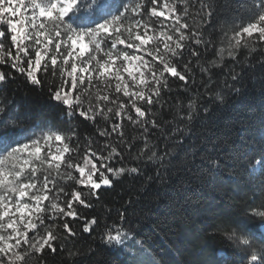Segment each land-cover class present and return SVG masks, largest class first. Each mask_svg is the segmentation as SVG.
I'll list each match as a JSON object with an SVG mask.
<instances>
[{"label":"snow or ice","instance_id":"snow-or-ice-1","mask_svg":"<svg viewBox=\"0 0 264 264\" xmlns=\"http://www.w3.org/2000/svg\"><path fill=\"white\" fill-rule=\"evenodd\" d=\"M94 3L89 14L73 18L82 11V0H0V65L14 69V73L0 70V88L19 74L25 83L47 89L65 117L63 127L44 125L37 134L25 118L10 116L7 106L0 104V264H32L33 260L44 264L45 249L56 253L61 244L72 245L70 256L78 254L73 249L77 237H83L67 219H81L73 205L91 209L99 202L102 187H113L116 178L129 172L140 174L137 166L112 163L134 145L112 146L109 138L115 133L123 143L124 121L139 125L145 133L158 128L151 113L163 109L161 100L170 91V78H178L187 89L193 72L211 83L217 75L213 69L228 67V76L235 82L241 79L235 72L237 65L264 66V0H252L250 20L230 29L231 34L226 31L218 49L214 31L203 27L212 23L213 0H203L197 9L200 29L188 22L187 0H182L184 6L179 10L168 0L163 4L160 0ZM209 49L218 59L204 56ZM257 52L253 60L251 54ZM225 55L228 64L223 63ZM231 91L239 94L241 88L233 85ZM185 98L189 102L178 108L184 112L179 117L183 127L170 134L175 144L163 154L150 151L148 161L162 166L166 158L169 166L181 163L176 148L192 131L194 119L209 112L206 106L198 108L195 99ZM214 99L225 102L222 92H216ZM85 122L93 130L104 123L96 132L97 140L74 126ZM144 139L141 156L147 150L148 137ZM211 139L208 153L200 152L198 157L196 151L192 153L193 163L199 158L207 167L191 170L189 184L235 179L225 160L210 154L218 145H227V140L219 134ZM252 164L264 170V155ZM63 180L72 182L68 190L60 183ZM126 211L119 213L121 221ZM84 219L82 232L90 238L99 220L95 216ZM212 227L230 242L241 264H264V182L258 195L253 192L251 203L216 216ZM132 237L130 227L113 230L105 226L101 233L105 244L127 248L129 256L135 257L145 250L140 241L130 248L126 241ZM152 264H156L154 258Z\"/></svg>","mask_w":264,"mask_h":264},{"label":"trees","instance_id":"trees-1","mask_svg":"<svg viewBox=\"0 0 264 264\" xmlns=\"http://www.w3.org/2000/svg\"><path fill=\"white\" fill-rule=\"evenodd\" d=\"M142 2L147 4L148 0ZM163 2L160 0V4ZM168 2H175L178 10L184 6L182 0ZM202 2L187 0L190 11L187 19L196 29L202 27L201 17L197 14ZM213 3L212 23L203 27L214 31L218 49L222 46L219 42L224 39L225 32L246 24L253 15V8L252 0H213ZM94 6V0H82V11L74 15H87ZM212 51L209 49L204 56L218 59V55L212 56ZM257 55L258 52L252 53V59ZM228 62L229 58L225 55L223 63ZM0 70L14 73V69L8 65H0ZM213 71L217 75L211 83L193 72L192 82L187 89L178 78H170V91L164 93L161 100L163 109L151 113V117L157 120L158 128H150L145 133L139 125L124 121L123 143L115 133L109 138L112 146L120 145L123 148L129 142L134 145L132 151L125 149L122 158H114L112 163L125 168L137 166L141 169L140 174L129 172L116 178L113 187H102L100 200L94 202L91 209L74 204L73 208L81 219H67L70 226L83 237H77L76 248L73 249L78 250V254L70 256L68 249L72 245L61 244L56 253H48L45 249L44 264H128L129 254L111 250L101 239L105 226L113 230L130 227L133 233L131 241H140L156 264H241L240 256L230 242L213 232L212 226L216 216L233 209L238 211L246 202L251 203L253 192L256 191L258 195L259 185L264 182V170L252 164L255 158L264 155V66L260 63L237 65L235 72L240 74L241 79L235 82L228 76V67ZM233 85L241 88L239 94L231 91ZM216 92H222L225 96L224 103L215 101ZM186 96L195 99L198 108L206 106L209 112L194 119L192 131L183 137V145L176 148L181 163L169 166L167 158L163 166L158 161H148L150 151L163 154L175 144V137L170 134L175 128L183 127L179 117L184 112L178 111V108L189 102ZM0 104L7 106L6 111L10 116L18 114L25 118L37 134L44 125L63 127L64 113L61 106L50 98L48 90L25 83L19 74H16L13 82L0 88ZM74 126L95 141L96 132L104 127V123L97 125L95 130L87 122ZM216 134L228 143L218 145L210 154L224 159L235 179L225 177L215 184H189L191 170L207 167L199 158L193 163L192 153L196 151L197 157L200 152L208 153L211 137ZM145 136L148 137L147 150L141 156ZM225 152H228L227 156ZM157 172L161 173V177H157ZM60 183L68 190L72 182L63 180ZM88 199L92 198L89 196ZM125 210V220L121 221L119 213ZM93 216L98 218L100 226L89 238L82 228L87 222L84 218L91 219ZM32 264H36V261L33 260Z\"/></svg>","mask_w":264,"mask_h":264},{"label":"rangeland","instance_id":"rangeland-1","mask_svg":"<svg viewBox=\"0 0 264 264\" xmlns=\"http://www.w3.org/2000/svg\"><path fill=\"white\" fill-rule=\"evenodd\" d=\"M126 243L128 244V246L130 248H136L137 245L135 243H133L131 240L126 241ZM111 250H114L116 252L122 251V252H126L128 253V249L127 248H123L122 246H110ZM143 250L145 251H138L135 257H130L128 258V264H152L153 261V257L151 256L150 252L147 250V248H145L144 246H142ZM155 260V259H154Z\"/></svg>","mask_w":264,"mask_h":264}]
</instances>
